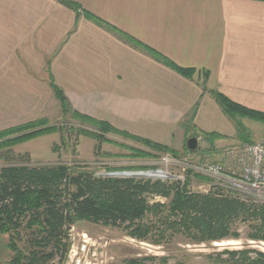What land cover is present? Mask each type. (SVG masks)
<instances>
[{"label":"crops","instance_id":"crops-1","mask_svg":"<svg viewBox=\"0 0 264 264\" xmlns=\"http://www.w3.org/2000/svg\"><path fill=\"white\" fill-rule=\"evenodd\" d=\"M60 1L0 0V131L63 116L50 76L68 111L176 151L190 133L242 143L212 91L264 113V0H71L189 77Z\"/></svg>","mask_w":264,"mask_h":264},{"label":"trees","instance_id":"trees-1","mask_svg":"<svg viewBox=\"0 0 264 264\" xmlns=\"http://www.w3.org/2000/svg\"><path fill=\"white\" fill-rule=\"evenodd\" d=\"M62 5L78 15L112 30L126 41L145 49L158 62L189 77L193 69L183 68L158 51L144 46L129 35L119 31L97 16L85 12L81 6L71 0H61ZM50 87L60 99L64 113L65 97L62 89L50 76ZM212 97L222 108L236 127L242 142H248L247 129L242 118H250L263 124L264 113L249 110L234 103L218 91L211 92ZM198 104L182 122L190 127ZM71 115L83 124H89L98 132L82 130V134L98 141L95 152L99 156L101 143L110 142L106 135L113 133L131 139L152 151L171 154L178 153L167 145L132 135L119 130L109 122L94 119L79 112ZM241 118V119H240ZM47 119L28 122L0 131V156L16 162L17 155L12 151L15 145L56 132L55 127H48ZM46 126V127H45ZM199 137V136H198ZM204 137L215 142L224 136L217 133H205ZM248 143H252L249 141ZM138 156L151 157L147 153L134 149ZM105 155V154H104ZM28 160V159H26ZM24 162H28V161ZM158 166L138 169L139 171L156 170ZM184 181H162L136 178H96L91 172H71L67 166H12L0 170V233L10 235L12 260L10 264H61L68 250L69 229L79 220L124 228L129 235L140 241L159 245L171 242L175 236H183L188 243L203 244L239 239L236 225L247 226V239L264 243V204L256 202L251 196L243 195L234 189L215 184L217 178L186 167ZM211 184L206 193L191 189L193 180ZM158 195L167 202L149 204L147 197ZM22 234H25L24 239ZM23 239L22 248L18 241ZM227 259L220 263L264 264V252L255 249L226 250ZM159 257L147 256L130 261L131 264H147V261ZM168 264L166 257L159 258Z\"/></svg>","mask_w":264,"mask_h":264},{"label":"rangeland","instance_id":"rangeland-1","mask_svg":"<svg viewBox=\"0 0 264 264\" xmlns=\"http://www.w3.org/2000/svg\"><path fill=\"white\" fill-rule=\"evenodd\" d=\"M245 121L246 124L253 128L250 134L252 141L258 142L260 138L264 137V126L260 122L248 119ZM47 122L48 127H55L57 131L12 147V151L18 156V160L10 162L6 156H0V170L3 167L12 166H67L71 172L87 171L91 172L96 178L105 179L131 178L134 174L121 172H137L139 171L138 169L158 166L166 176L165 178H163L164 176L161 178L152 177L156 178L152 180L184 181L185 169L186 167H190L188 165H191V168H193V166L198 167L206 163H214L225 164L226 175L239 178L241 174L240 170L234 167L229 159L231 153H237L241 149L242 144L248 143L251 140L231 145L230 143L215 144V142L211 143L208 139L199 138L198 150L189 152L184 146L183 151L175 150L178 153L177 158L170 154L178 162L162 165L160 161L166 154L152 151L141 143L113 133L106 135V138L110 142L101 143V152L105 155L98 156L95 152L98 141L92 137L83 135L81 132L82 130L98 132V129L92 125L79 122L71 115V112H65L58 119H47ZM193 136L198 137L199 135L190 133L186 140ZM134 149L152 153L154 156H138ZM25 160L28 162H24ZM194 169L197 172L203 173L196 168ZM117 172H120V177L109 176V174ZM214 183L234 189L243 195L256 199L253 194L237 185L218 178ZM210 185L194 179L191 189L195 192L206 193ZM147 200L149 204L168 201L166 198L158 195H150L147 197ZM236 228L240 235V238L237 240L225 239L203 244H192L179 235L175 236L171 242L156 245L133 238L124 228H115L88 220H79L69 229L68 250L65 260L61 264L67 262V255L72 247L78 248L82 245H88L86 257L83 256L86 258V262L90 264H131L130 261L143 259L147 256L166 257L168 264H230L220 263L218 259V256L221 259L228 258V255L225 254L226 250L255 249L264 252V243L247 239V234L249 233L247 226L238 223ZM24 235L22 234L23 239ZM23 239L18 241V245L22 248L25 246ZM225 241H237L239 244L235 246H220L215 244ZM9 245L10 235L0 233V264H10L12 260L14 253ZM159 258L154 261H147V264H164Z\"/></svg>","mask_w":264,"mask_h":264},{"label":"built area","instance_id":"built-area-1","mask_svg":"<svg viewBox=\"0 0 264 264\" xmlns=\"http://www.w3.org/2000/svg\"><path fill=\"white\" fill-rule=\"evenodd\" d=\"M264 125V122H263ZM234 167L240 170V177H231L225 173V164L206 163L198 167L193 166L197 170L203 173L221 179L225 182H229L233 185H237L242 189L247 190L253 194L256 202L264 204V140L252 143H244L241 145V149L237 153H231L229 159ZM178 160L174 159L170 154H166L162 157L160 164L175 163ZM192 167L191 165H188ZM162 172L161 169L137 171V172H121L136 174L131 176L140 179H156L143 174ZM110 177H120V172L109 174ZM85 236V235H84ZM86 243V241H85ZM87 246L72 247L67 255L68 260L65 264H90L86 261ZM85 257H84V256Z\"/></svg>","mask_w":264,"mask_h":264},{"label":"bare ground","instance_id":"bare-ground-1","mask_svg":"<svg viewBox=\"0 0 264 264\" xmlns=\"http://www.w3.org/2000/svg\"><path fill=\"white\" fill-rule=\"evenodd\" d=\"M144 176H148V177H163L165 178L166 174H164L163 172H154V173H147V174H143ZM132 176H136V174L132 175ZM216 245H220V246H235L237 244H239L237 241H225L222 243H215Z\"/></svg>","mask_w":264,"mask_h":264},{"label":"water","instance_id":"water-1","mask_svg":"<svg viewBox=\"0 0 264 264\" xmlns=\"http://www.w3.org/2000/svg\"><path fill=\"white\" fill-rule=\"evenodd\" d=\"M186 148L189 152H194L199 148V137H190L186 142Z\"/></svg>","mask_w":264,"mask_h":264}]
</instances>
